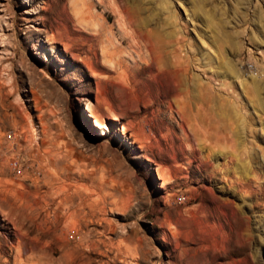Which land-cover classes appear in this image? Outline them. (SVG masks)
<instances>
[{
    "label": "rangeland",
    "instance_id": "374dc122",
    "mask_svg": "<svg viewBox=\"0 0 264 264\" xmlns=\"http://www.w3.org/2000/svg\"><path fill=\"white\" fill-rule=\"evenodd\" d=\"M0 264H264V0H0Z\"/></svg>",
    "mask_w": 264,
    "mask_h": 264
},
{
    "label": "built area",
    "instance_id": "2783aa9c",
    "mask_svg": "<svg viewBox=\"0 0 264 264\" xmlns=\"http://www.w3.org/2000/svg\"><path fill=\"white\" fill-rule=\"evenodd\" d=\"M16 162H14L13 164L15 165Z\"/></svg>",
    "mask_w": 264,
    "mask_h": 264
}]
</instances>
